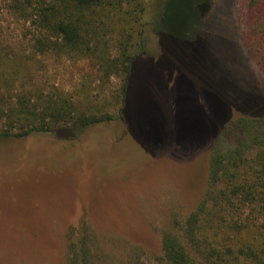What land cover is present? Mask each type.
<instances>
[{
  "label": "rangeland",
  "instance_id": "374dc122",
  "mask_svg": "<svg viewBox=\"0 0 264 264\" xmlns=\"http://www.w3.org/2000/svg\"><path fill=\"white\" fill-rule=\"evenodd\" d=\"M5 1L0 0L1 52L23 63L18 70L25 84L24 65L32 81L46 87L74 93L90 79L93 93L107 91L93 82L86 61L40 52L29 23L9 13ZM249 2L169 0L153 26L160 38L146 27L126 119L105 125L116 137L102 139L101 147L94 137L88 149L82 138L81 155L69 161L61 151L66 144L50 138L0 145V264H66V234L82 221L100 264H123L132 256L156 264L162 230L174 218L182 221L205 193L217 126L240 109L219 73L264 96V68L244 42L248 22L255 13L260 20L263 10L251 15ZM166 75L176 82L170 90L164 88ZM165 117L171 122L162 124ZM106 165L115 170L103 174Z\"/></svg>",
  "mask_w": 264,
  "mask_h": 264
},
{
  "label": "trees",
  "instance_id": "16d2710c",
  "mask_svg": "<svg viewBox=\"0 0 264 264\" xmlns=\"http://www.w3.org/2000/svg\"><path fill=\"white\" fill-rule=\"evenodd\" d=\"M156 1L51 0L37 4L6 0L7 11L29 23L40 52L86 61L93 82L108 89H101L100 95L93 93L90 79H84L74 93L61 86L46 87L32 81L26 65L25 84L18 70L23 63L0 47V145L31 136L50 138L66 144L61 151L71 161L81 155L77 150L83 142H77L82 138L91 149L94 137L99 142L96 147H101L102 139L116 137L105 125L126 119L129 87L144 48L146 27L153 28L155 20L161 19L169 0H160L157 8ZM249 8L251 15L263 10L260 20L255 13L248 22L244 42L264 68V0H250ZM153 32L159 39L154 28ZM219 75L225 92L235 95L240 109L217 126L210 142L205 193L182 221L174 218L162 230L156 264H264V96L240 87L229 74ZM165 79V89L175 86L172 78L166 75ZM189 96L192 103L194 93ZM160 121L171 122L166 117ZM129 135L130 131L123 139ZM110 167L106 165L103 174L115 170ZM90 233L83 221L69 228L66 264H100L91 248ZM123 264L146 263L132 256Z\"/></svg>",
  "mask_w": 264,
  "mask_h": 264
}]
</instances>
